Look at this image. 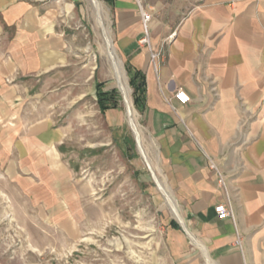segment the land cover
Here are the masks:
<instances>
[{"label": "crops", "instance_id": "crops-1", "mask_svg": "<svg viewBox=\"0 0 264 264\" xmlns=\"http://www.w3.org/2000/svg\"><path fill=\"white\" fill-rule=\"evenodd\" d=\"M82 1L0 0V96L49 68L54 28ZM100 1L128 79L138 72L144 81L138 112L181 218L167 229L164 264H264V0ZM139 6L151 16L156 70L140 43ZM179 89L188 104L173 99ZM43 130L36 124L24 142L59 140ZM34 156L26 146L21 166ZM205 156L224 177L233 220L214 212L226 195Z\"/></svg>", "mask_w": 264, "mask_h": 264}, {"label": "rangeland", "instance_id": "rangeland-1", "mask_svg": "<svg viewBox=\"0 0 264 264\" xmlns=\"http://www.w3.org/2000/svg\"><path fill=\"white\" fill-rule=\"evenodd\" d=\"M82 2L55 26L44 50L49 68L10 81L16 93L0 96V264L167 262L166 233L177 217L152 174L162 182L157 151L119 58L149 169L104 55L96 9ZM97 89L112 92L115 108L100 111ZM39 123L59 140L24 142ZM26 146L35 156L22 167Z\"/></svg>", "mask_w": 264, "mask_h": 264}, {"label": "bare ground", "instance_id": "bare-ground-1", "mask_svg": "<svg viewBox=\"0 0 264 264\" xmlns=\"http://www.w3.org/2000/svg\"><path fill=\"white\" fill-rule=\"evenodd\" d=\"M92 3L94 5L93 7H95L96 12H97V23H96V25L98 24V28L100 29L102 36H103V40H104V55L114 70V77L116 80V84H117V87H118L120 93L122 94V97L124 99V104H125L124 106L126 107V110H127L128 124L136 136V139L138 142V148H139V151H140L142 157L145 159L146 164L149 167V169H151L150 163L146 159V157H145V155L141 149V146H140V133L141 132L138 128V125L135 123V121L133 119V113L131 110V104H130V99H129L130 90H129L128 85L126 84L127 81H125L122 63H121L119 57L117 56L115 49L112 45V42H111V39L109 36V31L107 30V28L104 25V21H103V18L101 16V13H100L99 4L96 0H92ZM152 174H153L154 179L157 183L158 190L165 197L167 204L169 205L172 212H174V214L176 215L178 221H181V218L178 214V211H177L175 205L173 204L168 191L161 185V183L158 181L157 177L155 176V174L153 172H152Z\"/></svg>", "mask_w": 264, "mask_h": 264}, {"label": "built area", "instance_id": "built-area-1", "mask_svg": "<svg viewBox=\"0 0 264 264\" xmlns=\"http://www.w3.org/2000/svg\"><path fill=\"white\" fill-rule=\"evenodd\" d=\"M139 15H140V20H141V26L143 30V38L141 39L140 43L144 44L148 47L149 49V57H150V62L153 65V68L156 70L159 58L161 54L159 52H153L150 49V43H149V35H148V23L150 20V14L142 10V8L139 6ZM173 99L179 104V105H186L189 103L190 98L189 96L182 90L179 89L173 96ZM207 158V161L209 163V167L211 170H213L216 174L217 177V184L218 186L224 191L226 195V202L223 204H219L214 207V212L216 213L217 217L220 220H226V219H231L233 220V211L231 204L229 202L228 194H227V189H226V184L223 175L219 172L217 165L214 163V161L209 158L208 156H205Z\"/></svg>", "mask_w": 264, "mask_h": 264}, {"label": "trees", "instance_id": "trees-1", "mask_svg": "<svg viewBox=\"0 0 264 264\" xmlns=\"http://www.w3.org/2000/svg\"><path fill=\"white\" fill-rule=\"evenodd\" d=\"M128 74H131V71L127 70ZM130 87L133 89L134 96V104L138 110H141L144 106L145 100V86L144 81L138 72L132 73L129 79ZM100 88V85L97 86ZM97 98H98V106L102 113L105 111L115 108V104L113 101L112 92L105 93L101 90L97 89Z\"/></svg>", "mask_w": 264, "mask_h": 264}]
</instances>
